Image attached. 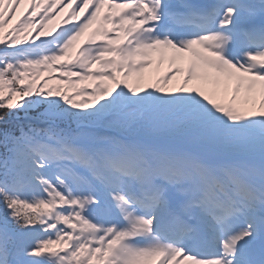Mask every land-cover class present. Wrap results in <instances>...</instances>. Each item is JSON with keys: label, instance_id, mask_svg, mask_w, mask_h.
<instances>
[{"label": "snow or ice", "instance_id": "snow-or-ice-1", "mask_svg": "<svg viewBox=\"0 0 264 264\" xmlns=\"http://www.w3.org/2000/svg\"><path fill=\"white\" fill-rule=\"evenodd\" d=\"M0 264H264V0H0Z\"/></svg>", "mask_w": 264, "mask_h": 264}, {"label": "rangeland", "instance_id": "rangeland-1", "mask_svg": "<svg viewBox=\"0 0 264 264\" xmlns=\"http://www.w3.org/2000/svg\"><path fill=\"white\" fill-rule=\"evenodd\" d=\"M25 9H28V4H27L26 2L23 3L22 6H19V9H18L17 12H16V16L13 18L11 24H9L8 27H11L12 24H15V23H16V21H17V20L20 18V16L24 13L23 11H24ZM51 23H52V24H57V23H59V18L56 19V20H53Z\"/></svg>", "mask_w": 264, "mask_h": 264}]
</instances>
